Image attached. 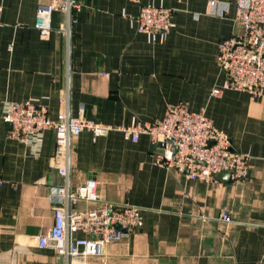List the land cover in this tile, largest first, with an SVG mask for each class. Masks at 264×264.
<instances>
[{"label": "crops", "instance_id": "1", "mask_svg": "<svg viewBox=\"0 0 264 264\" xmlns=\"http://www.w3.org/2000/svg\"><path fill=\"white\" fill-rule=\"evenodd\" d=\"M47 1L0 0V264H258L264 90L251 98L222 89L225 75L216 61L219 42L241 33L237 0H76L69 32L62 30L64 15L55 13L43 38L34 17L37 4ZM147 5L173 10L175 28L163 42L150 43L130 27L129 17ZM30 99L52 119L66 100L72 117L112 128L102 137L83 131L71 140L72 187L94 180L99 195L98 202H80V210L101 202L140 208V228L107 245L103 257L66 260L31 240L53 226L49 196L63 181L50 163L52 132L36 151L8 137L3 107ZM177 103L203 114L250 156L246 179H187L155 165L147 135L133 142L123 132L133 120L162 119Z\"/></svg>", "mask_w": 264, "mask_h": 264}, {"label": "built area", "instance_id": "2", "mask_svg": "<svg viewBox=\"0 0 264 264\" xmlns=\"http://www.w3.org/2000/svg\"><path fill=\"white\" fill-rule=\"evenodd\" d=\"M213 5L211 2L210 6ZM78 10L76 0L40 2L35 10L34 29L40 37H48L53 30V15L61 13L65 17L62 30L68 33L73 13ZM236 22L241 33L217 45L216 61L225 75L222 89L258 98L264 90V0H237ZM129 24L150 43L165 41L175 28L173 10L163 5L140 7L136 16L129 17ZM3 121L8 126V137L33 151L44 133H53L50 163L63 182L52 193L55 200L49 196L54 201L53 226L31 237L36 247L51 249L66 260L103 257L107 245L140 228L139 207L101 202L96 208L80 210V202H98L97 183L88 180L77 187L71 185L72 138L83 131L102 137L112 131L111 127L72 117L66 100L55 119L36 99L7 103L3 107ZM122 130L133 142L139 135H147L155 165L177 170L187 179L214 183L217 174L230 172V179L239 182L248 176L250 156L236 151L224 132L216 129L203 114L190 112L184 103L168 105L160 120L152 123L133 120L130 127ZM221 218L228 219L224 213ZM78 233L84 237H77ZM258 264H264V258Z\"/></svg>", "mask_w": 264, "mask_h": 264}, {"label": "water", "instance_id": "3", "mask_svg": "<svg viewBox=\"0 0 264 264\" xmlns=\"http://www.w3.org/2000/svg\"><path fill=\"white\" fill-rule=\"evenodd\" d=\"M159 147H161V145H159ZM215 178L221 181H228L230 178V172L219 173L215 176Z\"/></svg>", "mask_w": 264, "mask_h": 264}]
</instances>
